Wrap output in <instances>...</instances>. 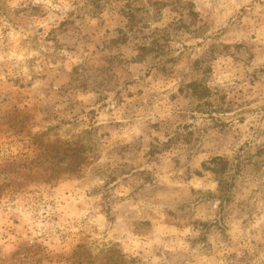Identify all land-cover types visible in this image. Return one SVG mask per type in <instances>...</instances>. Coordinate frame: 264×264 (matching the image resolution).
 Masks as SVG:
<instances>
[{
    "label": "rangeland",
    "instance_id": "obj_1",
    "mask_svg": "<svg viewBox=\"0 0 264 264\" xmlns=\"http://www.w3.org/2000/svg\"><path fill=\"white\" fill-rule=\"evenodd\" d=\"M0 264H264V0H0Z\"/></svg>",
    "mask_w": 264,
    "mask_h": 264
}]
</instances>
